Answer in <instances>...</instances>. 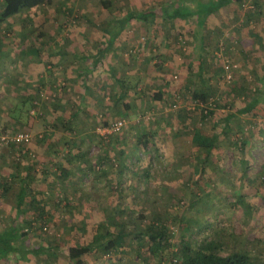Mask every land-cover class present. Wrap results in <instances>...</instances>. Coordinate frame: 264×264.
Masks as SVG:
<instances>
[{
  "label": "rangeland",
  "instance_id": "rangeland-1",
  "mask_svg": "<svg viewBox=\"0 0 264 264\" xmlns=\"http://www.w3.org/2000/svg\"><path fill=\"white\" fill-rule=\"evenodd\" d=\"M117 1L106 9L98 0L42 6L26 26L20 22L24 14L11 18L0 25V69L110 67L104 63L112 60L114 67H154L150 74L154 80L152 74L163 67H205L204 79L193 81L190 68V77L183 74L186 70H176L165 85V95L152 85L128 82L124 90L116 83L109 92L113 103H100L98 97L92 104L90 98L86 111L76 115V109L82 111L77 97L71 103L59 99L64 88L68 92L66 84L55 85L58 92L47 88L53 92L50 96L46 88H39L36 106L0 103V135L26 131L33 136L29 145L0 146L3 158L22 148L30 154L27 162L3 165L8 172L0 175V195H10L12 189L19 193L26 177L22 165L28 161L35 165L29 175L36 180L22 186L23 207L11 218L28 229L21 241L26 249L42 247L51 253L25 260L13 255L12 264H73L70 247L92 242L96 234H117L122 227L127 232L115 248L105 250V239L93 245L81 264H178L183 237L200 241L222 232L237 235L248 251H264V100L252 113L240 114L262 96L264 0L214 12L206 24L202 57L195 51L192 24L178 27L170 21L162 25L153 21L145 29L136 21L121 40L117 56L105 54L108 51L95 56V46L110 40L103 31L113 28L108 17L160 15L167 4L171 13L178 2ZM2 8L0 0V13ZM84 10L97 16L91 18L93 24L79 20ZM91 31L97 34L91 36ZM226 63L236 67L231 81L225 78ZM15 90L8 86L4 93L12 96ZM2 91L0 85L3 96ZM196 92L205 99H197ZM122 119L133 126L107 139L101 135L100 130ZM196 134L215 139L210 154L194 142ZM40 148L41 158L35 151ZM39 176L45 181L34 189L32 183ZM36 203L42 210L33 214ZM153 221L166 225L171 237L169 249L155 256L142 232Z\"/></svg>",
  "mask_w": 264,
  "mask_h": 264
},
{
  "label": "crops",
  "instance_id": "crops-1",
  "mask_svg": "<svg viewBox=\"0 0 264 264\" xmlns=\"http://www.w3.org/2000/svg\"><path fill=\"white\" fill-rule=\"evenodd\" d=\"M3 2V0H1ZM51 2L49 4H47L48 6H54V7H58L61 4H63V2L67 3L66 0H50ZM63 1V2H62ZM101 5H102V1L103 0H98ZM121 2H124V0H120ZM177 2V6H174V10L173 12L169 13L168 12V7L169 5H165V7H161L160 8V15H154V21L155 23L160 22L161 25L163 23H165V21H170L169 23H171L172 25H176L178 27H181V25H185L188 26L190 24H192V32L194 34V39H196V52L197 55L199 57H202L203 54L205 53V49L207 46V35L205 34V30H206V24L209 21V18L213 15V13L207 18V20L205 22H200V23H204V25L199 28L198 23H199V18L197 14L192 15L191 17H178L176 18L173 13L175 11V9L177 8L176 11L182 9V8H186L187 11H185V13H193L194 11L197 10V8L200 5H204L207 6L209 4H214L219 0H208V1H202V0H176ZM199 1V2H196ZM62 2V3H61ZM111 5L110 8H112L113 2L114 5L115 3H117V0H110ZM47 5H44V7H48ZM76 5V4H75ZM77 6V5H76ZM98 8H100V6L98 5ZM223 8H227V7H223ZM230 8V7H229ZM37 9V8H36ZM35 10H31L28 13H25L23 17H21L20 22L22 23V26L25 24L24 22H26V24H29L32 21V17L34 18L36 14H33L36 12ZM220 10V9H219ZM85 12V13H84ZM101 13V11H99ZM216 12V11H215ZM130 15V14H129ZM96 15L90 13L89 11H82L81 16L79 18V20H81L83 23V21H87L91 24H93V22L91 21L92 19H96ZM112 17V16H111ZM107 19V24L109 23L110 25L113 26V28L111 29H103L104 31V35H109V39L110 38H114V36L110 35H115L117 34L115 37V42L111 44V41L109 40L108 43H104L102 45L97 44L95 46V48H97V50L93 51V54L95 56H98L99 54L102 53V51L104 49L108 48V52H106V54H109L112 52L114 53L113 57L117 56L118 54V47H120L121 49V45L122 42L121 40L126 39V32L129 30V28L132 26L134 27V24L136 23V21H140L133 19L132 22H129L128 24H126V28L125 30L118 35V31L119 29L117 27H120V23H122L123 20H129L125 15H120V16H114L112 18ZM16 17H14L15 19ZM169 18V19H168ZM11 19V18H10ZM8 19V20H10ZM17 19V18H16ZM15 19V20H16ZM7 20V21H8ZM35 20V19H33ZM7 21H5L4 23H6ZM11 21V20H10ZM104 20L99 21L100 23H103ZM151 20L143 22V29L148 28L149 24L152 22ZM3 24V23H2ZM0 23V25H2ZM115 24V25H114ZM148 25V26H147ZM140 26V25H139ZM23 28V27H21ZM139 28H142L139 27ZM149 30H151V28H149ZM187 32H189L191 30L187 28ZM166 33V30H163ZM162 31V32H163ZM159 32V33H162ZM95 31H91V36H94ZM191 34H189L190 37ZM83 37V36H82ZM98 37V42H99V38L100 35H97ZM101 47H104L101 49ZM84 47L82 46V49ZM122 53V52H121ZM110 59V58H109ZM130 61H134V60H130ZM129 61V62H130ZM132 64V63H130ZM103 65V64H102ZM104 65L110 66V67H2V69H0V74H2L3 76L0 75V85H2V93L3 96L6 95V97H3L2 95H0V103H10V104H22V105H26L31 103L33 106H36V103L38 102V100H40L41 96L40 93H37L36 91L41 88V89H47L50 88L51 86L53 87V91H55V85L56 86H60L62 84H66L65 87H68V92L66 93L67 88H64L63 92L59 95V99L63 100V102L65 103H71L72 100H74V97H77L78 101V105L80 107H82V111H80V109H76L75 111V115L79 112L81 114H83V112H85L86 110H84V106L86 105V100L91 98V102L93 104V102L95 101L94 99L97 100V98H100V103H106L109 100H112L111 95H110V90L114 87H116V83L120 84L119 86L125 90V88H128L127 83L130 82L133 85H136L139 87L140 86H145V88L147 87V85H152L155 86L157 89V92H161L163 95H165L166 87L165 85L168 84L169 80L173 77L174 73L179 72V70H186L185 72H183V74H186V72L188 73L189 77V68H190V73L192 72L193 74V81L197 80H203L204 79V68L205 67H163L161 68L160 71L157 72V75L152 74L155 78L152 79L150 78V74L153 71L154 67H114V62L112 60L108 61L107 63H104ZM154 72V71H153ZM156 73V72H155ZM188 77V78H189ZM146 80V82H145ZM149 82V81H152ZM189 80V79H188ZM192 83V79L190 80ZM9 87H13L14 89H16L15 91H13L15 93L13 99L12 96L10 95L9 91L8 93H4L5 91H7V88ZM91 86V87H90ZM143 86V87H144ZM153 88V87H151ZM74 89V90H73ZM48 90V89H47ZM74 91V95L73 92ZM123 91V90H122ZM58 92V91H55ZM42 93V92H41ZM47 95H51L53 92L52 91H47L46 92ZM123 93V92H122ZM125 94V92H124ZM122 94V95H124ZM120 93V96H122ZM113 97V95H112ZM165 97V96H164ZM48 98V97H47ZM99 101V100H97ZM99 103V102H97ZM109 103V102H108ZM113 103V100L112 102ZM38 104V103H37ZM1 109V107H0ZM89 109V107L87 108V110ZM109 109V107L107 108V110ZM15 110V108L12 110V112ZM75 115H72V117H76ZM71 116V115H70ZM12 118V117H11ZM69 119H71V117H69ZM14 121V119H12ZM1 127V126H0ZM25 150V151H23ZM34 150V149H32ZM41 148L36 150V153L39 154V157L41 158ZM28 151L24 148L21 149H17L14 152V155L10 158H8L7 156H5V158H3V156H0V175H7L8 172V165L12 166L15 162V160H17L18 162L21 160H25L27 162L26 159H30L29 158V153H27ZM38 157V159H39ZM45 160V159H44ZM22 161V162H25ZM46 162H51V160H45ZM7 165L6 167H3V165ZM18 164V163H17ZM44 164V163H42ZM35 165L31 162L28 161V163H26L25 165H22L23 170H26L25 174L26 177L21 181L22 186L23 185H28V183L33 182V181H29L30 179H32L33 177L31 176L33 172H35ZM58 171V169H56ZM12 172V169L10 171V173ZM29 173L31 175H29ZM42 177V176H41ZM41 177L39 176V180H37L36 182L32 183L33 186L32 188L35 189V185L40 182L42 183V181H45V177H42L43 179L41 180ZM25 180V181H24ZM32 180H36V179H32ZM0 184H1V180H0ZM19 188L21 189V193L22 190H24V187ZM1 189V187H0ZM44 190V188L39 189V191ZM20 191L19 193H15L14 189L11 190L10 195H0V236L2 235H6L7 237L10 236V238L12 236V231H14L15 233H19L21 230L22 232L25 231L27 232L28 229L25 228H20V226L18 225V221L11 218L12 213L16 212L19 213V210L22 209L23 207V199L25 196H23L22 198L19 197L20 196ZM15 193V194H14ZM28 195V193H26ZM30 194V193H29ZM15 196V197H14ZM33 194L31 195V199L33 198ZM99 197V196H98ZM17 198L16 203L13 204V199ZM26 198V197H25ZM19 201V202H18ZM31 212L34 214L35 209L33 208L31 210ZM10 218V219H8ZM16 237V235H15ZM23 241V240H22ZM14 245H18L19 241L15 240L13 241ZM17 255V254H14ZM13 255H10L6 258H1L0 259V264H12L13 261ZM23 260H25V258H23Z\"/></svg>",
  "mask_w": 264,
  "mask_h": 264
},
{
  "label": "trees",
  "instance_id": "trees-1",
  "mask_svg": "<svg viewBox=\"0 0 264 264\" xmlns=\"http://www.w3.org/2000/svg\"><path fill=\"white\" fill-rule=\"evenodd\" d=\"M248 0H219L214 4H209L207 6L200 5L199 9L193 13H185L187 9L184 7L178 11L175 9L173 15L178 17H191L194 14L198 15L199 23L198 26L201 28L207 18L215 11L223 7H231L233 4H243ZM50 0H3V10L0 13V23H4L10 18L16 17L17 15H22L35 10L36 8L42 7L49 4ZM199 2V1H196ZM110 0H103L102 6L104 9L110 8ZM155 16L157 14H154ZM154 15L149 13H144L142 15L132 14L129 20H123L120 23V30L117 32L118 35L121 34L125 28L126 24L135 19L143 22L154 20ZM159 15V14H158ZM153 22V21H152ZM26 26V22H24ZM117 34L113 35L114 38H110L111 44L115 42ZM108 51V48L103 50L104 54ZM106 54V53H105ZM264 83V82H263ZM200 93L196 92L194 95L197 99H205L204 95L199 97ZM158 100V98H157ZM264 100V84L262 87V96L255 98L252 102L248 103L244 108L240 110V114L247 115L253 112ZM228 118L226 120L225 126L228 125ZM68 121H66L67 123ZM194 142L201 147L205 148L207 154H210L214 147L215 139H208L200 134L194 136ZM146 146V144H144ZM35 205V210L41 211L39 205ZM40 215H43V211ZM46 228V227H45ZM44 228V229H45ZM126 228L122 227L117 234L106 233L107 235L96 234L93 241L85 245H74L69 248V258L72 260L73 264H81V258L85 255H89L92 252V247L95 244H100L106 239L105 250H111L119 244V242L125 238ZM144 236H147L149 242L151 243L150 252L152 256L160 253L166 252L170 247V229L166 225H161L157 221L151 222L147 228L142 231ZM13 238L7 237L5 234L0 236V259L6 258L10 255L17 254L21 258L28 259V256L37 255H51V253L45 248L37 249H27L21 243L22 239L27 236V232L22 230L19 233L11 232ZM16 235V237H15ZM18 240L19 244L14 245L13 241ZM245 242L240 241L237 235L228 232H222L212 237H205L203 240H194L193 238L183 237L179 243V249L176 259L178 264H264V251H258L253 253L248 251L245 247ZM104 244V243H103Z\"/></svg>",
  "mask_w": 264,
  "mask_h": 264
},
{
  "label": "built area",
  "instance_id": "built-area-1",
  "mask_svg": "<svg viewBox=\"0 0 264 264\" xmlns=\"http://www.w3.org/2000/svg\"><path fill=\"white\" fill-rule=\"evenodd\" d=\"M236 69L234 65L225 64V78L228 81L233 79V72ZM167 111V109H165ZM133 126V122L127 121L126 119L119 120L117 122L112 123L107 128L100 130L102 136L106 139L110 138L113 135L120 134L124 129L131 128ZM32 134L26 131L18 132L14 135H0V146H9L12 144L16 145H29L32 141ZM176 262V260H175ZM177 263V262H176Z\"/></svg>",
  "mask_w": 264,
  "mask_h": 264
}]
</instances>
